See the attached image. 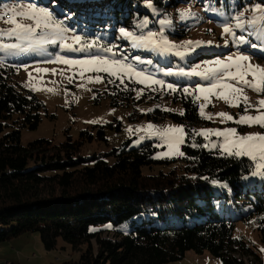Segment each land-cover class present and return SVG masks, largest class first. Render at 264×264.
I'll list each match as a JSON object with an SVG mask.
<instances>
[{
    "label": "trees",
    "instance_id": "trees-1",
    "mask_svg": "<svg viewBox=\"0 0 264 264\" xmlns=\"http://www.w3.org/2000/svg\"><path fill=\"white\" fill-rule=\"evenodd\" d=\"M41 1L63 5L94 33L128 27L151 15V8L161 14L167 6L191 2L150 0V8L149 0ZM119 11L124 13L123 21L114 20L121 16ZM17 63L0 64V242L37 232L47 250L55 249L62 239L81 252L78 259L60 264H166L189 250L209 251L222 264H264V252L257 254L235 235L238 219L221 215L215 204V198L227 197L230 189L251 207L241 218L253 217L264 229V187L242 188L244 176L255 170L254 162L203 146L206 140L196 134V127L210 121L200 116L192 96L180 97L182 115L157 113L185 124L179 157L155 158L153 141L132 146V139L108 151L88 153L94 142L108 143L106 129H120L115 122L84 128L76 138L67 133L62 142L37 138L24 145L22 129L37 128L48 111L36 93L9 82ZM132 85L114 86L111 104L130 101ZM178 161L180 166L168 172H143L144 166ZM145 213L154 215L137 218ZM174 219L180 224L170 223ZM7 225L11 226L2 227Z\"/></svg>",
    "mask_w": 264,
    "mask_h": 264
},
{
    "label": "rangeland",
    "instance_id": "rangeland-1",
    "mask_svg": "<svg viewBox=\"0 0 264 264\" xmlns=\"http://www.w3.org/2000/svg\"><path fill=\"white\" fill-rule=\"evenodd\" d=\"M264 4V0H191L189 3H180L175 6H167L162 13L154 8L150 9L151 15H144L140 21L130 23L129 26H121L128 31L133 32L136 36H147L149 32L156 33L155 39H161V33L171 44L177 45L171 52L162 50H154L151 47H133L132 41L121 37L119 29L115 32H92L88 29V25L84 24L75 17L67 13L63 5L49 4L41 0H1L0 15H3L5 9L16 7L18 9L27 8L35 5L38 8H45L52 13L53 17L63 23L68 28L69 35H80L86 41L96 40L102 45L114 47L117 59H124L126 63L132 64L137 71H142L145 75L154 79L163 80L164 85H153L152 88L147 84L135 82V78H124V82L108 83L109 79L106 73H96L85 70L83 77L79 74L78 67H69L62 62L56 60L57 56H63L71 60H85L92 55H107L112 58L111 53L97 52L93 49L90 52L85 51H67L63 50L59 43L46 45L43 49L35 51L19 52L0 50V61L10 63L17 61L18 63L15 73L11 76L9 82L18 89H28L36 93L38 97L45 103L48 114H43V119L39 126L35 129H22V143L28 144L37 138H49L55 142H62L66 139L67 133L76 138L79 132L91 127L95 124H106L115 122L120 125V129L107 128V142H94L87 151L92 153L95 150L108 151L113 146H120L123 142L132 139V146H139L147 141H153L157 146L154 154L155 158H174L179 154H169L167 145L158 137L149 135L145 131L148 124L154 125L157 129H163L169 126H183L186 133V126L182 122H177L170 117H158L159 111H171L181 114L185 112L183 101L180 97L189 96L185 93L184 88H188L195 98L194 90L197 85L207 86L210 80L200 76L192 75H165L169 69L179 73H189L193 69L202 71L205 67L214 66L208 62L217 59L226 60L228 56L235 57L243 54L251 57L252 64L264 66V33H261V39L251 35L254 29H250L245 24V30L235 28L236 20L234 17L240 13H244L243 19L246 21L251 17L253 5ZM115 6L112 4V8ZM248 9V11H246ZM114 20L123 21L124 13ZM181 13H185L182 17ZM10 15V13H9ZM259 15V13H257ZM7 17H5L6 19ZM19 19V18H18ZM31 23V21H23ZM158 22L154 28L150 27L151 23ZM163 22V23H162ZM225 24L233 26L235 37L226 34L223 31ZM11 25L5 24L4 20H0V29H7ZM258 28H264V21H260ZM39 31V30H38ZM245 36L247 43L239 44L237 39L239 36ZM192 41L200 42L192 45H184L183 42ZM2 43H16L14 37L7 35L0 36ZM70 42V41H69ZM210 42V43H209ZM257 44L256 48L251 44ZM27 47V44L24 45ZM176 51H180L183 55H176ZM136 57L140 59L137 60ZM151 61V63H149ZM48 69L47 72H37L36 69ZM55 69V73H53ZM100 75L103 82H95L93 79L89 81V77ZM71 78V82H69ZM251 80V76L248 77ZM132 85L133 95L130 101H126L124 105H112L111 94L114 93V86L125 89ZM182 83L187 86L180 87ZM168 84H172L176 91L167 88ZM80 85H83L81 87ZM190 85V86H189ZM153 88L155 90H153ZM53 89V91H48ZM143 90L142 94L138 93ZM246 94L251 102H255L259 97L251 89H245ZM176 93L179 99H175ZM102 96L99 97V95ZM99 101L97 102V98ZM210 103L205 108V113H219L221 111L228 112L238 119V114L242 113V108L230 107L223 100L216 97H210ZM198 104L204 103L203 97ZM150 110V111H149ZM250 114L255 115V112ZM208 120V119H206ZM92 121H95L94 123ZM209 124L200 125L196 130L205 128H226L236 127L239 133L262 132L258 126L248 127L236 125L233 122L221 123L219 117H215ZM139 129V131H138ZM186 140V135L184 143ZM222 138L211 136L206 140L204 145L209 150H220L218 147L213 148L212 145L219 144ZM179 145V151L182 152V145ZM181 162L171 165L158 164L153 167L144 166L145 174H157L160 171L168 172L174 167H179ZM31 166V163H30ZM256 171V169L254 170ZM264 176H253L252 172L242 179V188H260L264 187ZM228 196L225 194L215 198V204L218 212L227 217L238 219L235 225V235L247 241L249 246L259 255L264 251V229H260L254 218H241L246 215L251 208L249 203L242 198L237 199L233 191L229 189ZM219 194H223L219 192ZM218 194V195H219ZM154 213H145L138 219H148ZM159 223V222H157ZM172 224H180L179 220H171ZM164 224V223H160ZM11 225L2 226L8 228ZM81 255L80 251H75L72 246L58 240L55 249L47 250L37 232H26L20 236L0 242V264H60L64 260L78 259ZM166 264H222L221 259L209 251L196 252L189 250L185 256L179 260L171 261Z\"/></svg>",
    "mask_w": 264,
    "mask_h": 264
},
{
    "label": "snow or ice",
    "instance_id": "snow-or-ice-1",
    "mask_svg": "<svg viewBox=\"0 0 264 264\" xmlns=\"http://www.w3.org/2000/svg\"><path fill=\"white\" fill-rule=\"evenodd\" d=\"M148 7H152L150 0ZM250 11L251 17L246 21L243 19V12L238 13L234 17L236 20L235 28L244 31L246 24L248 28L254 29L251 35H255L257 39H261L260 34L264 33V28H258L257 25L260 21H264V4H255ZM184 15L185 13H181L182 17ZM5 17L7 18L5 19ZM0 20H4L5 24L11 25L7 29H0V36L7 35L8 37H14L17 41L16 43L0 42V50L8 52H28L43 49L46 45L57 43H59L63 50L67 51L90 52L95 49L97 52L111 53L112 58L110 59L107 55H92L85 60H71L63 56H57L56 60L69 67H78L81 77H83L85 70L106 73L108 77L115 78L108 80L110 84L115 83V80L123 83L125 77H134L136 83L147 84L149 88H152L153 85H164L165 83L163 80L154 79L151 76L145 75L142 71H137L132 64L126 63L124 59H117L116 52L113 50L116 47L115 45H102L96 40L86 41L80 35H69L70 30L62 22L57 21L52 13L45 8L30 5L23 9L16 7L5 9L3 15H0ZM25 20L31 21V23L23 22ZM223 31L233 37L236 35L233 31V26L230 24H225ZM119 32L122 38L132 41L133 47H151L154 50H162L165 52H171L174 48H177V45L171 44L163 37L162 33L161 39L157 41L155 39L157 34L153 32H149L146 37L136 36L133 32L123 27L119 29ZM236 39L239 44L248 42L243 35ZM25 43L27 47L24 46ZM193 43L199 44L200 42H183L184 45H192ZM251 47L256 48L257 44L253 43ZM175 54L178 56L183 55L180 51H176ZM136 59L139 60L140 58L136 57ZM250 61L251 57L247 55L239 54L235 57L230 55L226 60L217 59L208 62L214 66L205 67L202 71L193 69L189 73H184L183 70L176 73L169 69L165 72V75L181 74L200 76L211 81L207 86L197 85L194 90L200 94L195 96L194 102L200 100L201 96L204 100V103L199 105V114L202 118L212 120L215 116L220 118L221 123L233 122L236 125L248 127L258 126L264 129V66L259 64L254 65ZM2 63L3 61H0V64ZM36 71L47 72L49 70L37 68ZM52 71L55 73L56 70L53 69ZM249 76H251V80L248 79ZM88 79L90 82L93 79L95 82H103V77L100 75L94 78L89 77ZM69 82H71V78H69ZM80 86L83 87V85ZM167 88L176 91L172 84H168ZM245 89H251L261 98L255 102H251ZM153 90L155 89L153 88ZM48 91H53V89H48ZM183 91L189 95H193L188 88H184ZM142 92L143 90L138 93V96ZM210 97L221 99L230 107L242 108V113L238 114V119L224 111L215 114H206L205 108L211 102ZM251 112H255L256 114L252 115L250 114ZM182 114L183 112H181ZM92 122L94 123L95 121ZM145 131H148L149 135L158 136L167 145L168 153L165 155H183L179 151V145L184 143L186 135L183 126H169L163 129H157L154 125L148 124ZM196 134L204 137L205 140L210 139L211 136L222 138L219 144L214 143L212 147H218L222 154H226L227 156L249 158L254 162L256 169V171L252 172V175L264 176V131L242 134L237 131L236 127H226L223 129L205 128L198 130ZM203 146L207 147L208 145L205 144ZM261 251H264V249H261Z\"/></svg>",
    "mask_w": 264,
    "mask_h": 264
}]
</instances>
